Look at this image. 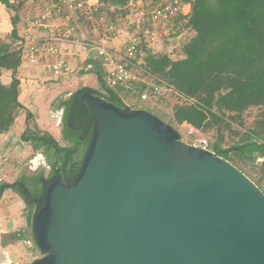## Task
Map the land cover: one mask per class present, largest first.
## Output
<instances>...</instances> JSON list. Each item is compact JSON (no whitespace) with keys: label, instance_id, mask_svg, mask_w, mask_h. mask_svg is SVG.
I'll return each mask as SVG.
<instances>
[{"label":"water","instance_id":"water-1","mask_svg":"<svg viewBox=\"0 0 264 264\" xmlns=\"http://www.w3.org/2000/svg\"><path fill=\"white\" fill-rule=\"evenodd\" d=\"M79 104L90 136L77 172L66 157L43 185L30 264H264V192L245 173L149 110Z\"/></svg>","mask_w":264,"mask_h":264},{"label":"trees","instance_id":"trees-1","mask_svg":"<svg viewBox=\"0 0 264 264\" xmlns=\"http://www.w3.org/2000/svg\"><path fill=\"white\" fill-rule=\"evenodd\" d=\"M100 1L124 5L128 0ZM183 1L188 3L190 8L187 14L175 18L180 25L175 34L189 29L193 35L179 45V56L174 59L168 54L153 53L147 43L143 42L141 47L144 51L145 74L155 83L170 87L172 92L183 98V103L173 107V119L179 124L185 122L195 129L220 123L226 115L232 120H239L247 109L262 107L256 121L259 132L254 131L253 136L227 149L222 148L217 141L213 144V151L227 160L232 152L239 156L244 164L263 158L262 168L254 171L257 179L252 181L264 192V0ZM0 2L8 8L11 7L6 0ZM11 22L13 29L10 35L16 38L17 14ZM21 62L18 48L0 43V69L11 70L13 73L9 84H4L0 79V134L13 126L18 111L24 109L18 100L20 81L15 75ZM85 64L88 66L87 71L96 75L104 91L97 93L84 87L79 92L92 90V93L123 108L125 104L118 91L106 85L99 61L87 59ZM134 85H138V94L145 88L141 82ZM162 98L164 97L158 96L152 103H157ZM79 106L77 100L72 109L75 120L84 118ZM25 111L27 127L21 133V139L31 142L35 149L43 147L46 152L52 149L51 159L55 158L56 163L62 164L67 154L55 153L57 143L48 132L32 131L29 126L32 113L27 109ZM90 132L91 125L87 126L82 134L77 133L76 143L67 147L70 150L67 156L68 176L74 175L80 167V160L75 159L80 151L79 141L86 145ZM42 189L43 186L40 190ZM16 192L27 199L33 196V191L25 185L19 186Z\"/></svg>","mask_w":264,"mask_h":264},{"label":"built area","instance_id":"built-area-1","mask_svg":"<svg viewBox=\"0 0 264 264\" xmlns=\"http://www.w3.org/2000/svg\"><path fill=\"white\" fill-rule=\"evenodd\" d=\"M6 1L13 7L23 4L26 9L17 47L21 61L37 63L42 59L47 72L62 78L76 71L78 58L93 59L99 61L111 88L143 83L145 88L138 94L141 101L155 102L158 96L171 92L170 87L145 74L141 44H155L162 26L175 34L180 27L175 18L190 8L183 0H128L124 5L100 0ZM197 141L194 145L208 148L206 140Z\"/></svg>","mask_w":264,"mask_h":264},{"label":"rangeland","instance_id":"rangeland-1","mask_svg":"<svg viewBox=\"0 0 264 264\" xmlns=\"http://www.w3.org/2000/svg\"><path fill=\"white\" fill-rule=\"evenodd\" d=\"M5 6V5H4ZM2 10L6 11L5 20H12L14 15L19 14L21 20L25 17L26 9H24L23 4L19 7L10 8L5 7ZM42 6V4H41ZM19 8L17 11L16 9ZM9 14V15H8ZM58 23V21H56ZM193 32L189 29H183L178 34H173L171 31L166 27L162 26L160 29V38L159 40L149 46L153 53L157 54H168L171 55V58H176L179 56L180 46L186 42L193 34ZM2 36L0 38V43L10 45L11 36L9 31L2 30ZM180 45V46H179ZM74 48V47H73ZM84 58H78L76 62H74L76 73L74 77L71 79L62 77L54 79L53 88L50 89L52 94L47 101V117L51 121L53 128L52 132L49 135L52 136L53 141L57 142V145L65 146V143L62 139L60 128L62 126L59 123L60 113H59V106L60 100L66 97L68 94H71L81 88H90L97 93H103L102 85L98 82V78L94 73L89 72L88 66L85 64ZM81 67V68H80ZM80 68V69H79ZM86 68V69H84ZM56 78V77H55ZM147 78H144L146 80ZM136 86V87H135ZM138 85L132 86H120L115 88L118 91L121 99L123 100L125 105L132 104L137 106L141 109L149 110L164 121L168 122L172 125L180 134V139L188 144H198L197 139H204L207 141V149L213 151V144L219 141L220 146L224 149L230 148L237 143H242L247 140L250 136H253L254 131L259 132L258 127L256 126V121L259 118V115L262 111V107H251L247 109L242 118L239 120H232L229 116L223 117L222 122L214 123L207 128L202 129H195L191 125L183 122L181 124L177 123L173 119V107L176 104H181L184 102L183 98L175 92H169L167 96L160 99L157 103L152 102H144L138 98ZM24 114L26 118V111L25 109H21L18 111V115ZM32 113V112H31ZM57 123V124H56ZM26 124V123H25ZM30 124V125H29ZM29 126L31 127L32 131L41 132L36 125L34 126V114L32 113L31 121H29ZM14 125V124H13ZM25 127L16 129L10 128L7 132L0 134V144L3 146L6 136L10 135L8 138L9 145H4L3 149L0 150V185L5 184H14L22 172L25 174L33 173L35 171H42L43 174L47 175L48 173V164L52 157V149L48 152L45 151L43 147L35 149L31 142L23 141L21 139V133L26 129ZM23 129V131H21ZM42 133V132H41ZM264 133V132H263ZM7 139V140H8ZM9 151L5 154V149L7 147ZM199 146V145H198ZM214 152V151H213ZM83 153H78L75 156V159L81 160ZM36 160V163H35ZM232 164L238 167L243 173H245L251 180H256V171L262 168L261 163L263 162V158L256 159L255 161H249L247 164H244L240 159L239 156L235 155L234 153H230L229 159ZM252 168L254 170H252ZM255 171V172H254ZM4 190H7L9 196H6V200L13 201L14 199L18 205V216L21 218L20 224H14L11 222H6L4 225L0 224V264H14L11 255L6 254L2 248L5 244H12L15 246L22 245L24 256L20 255V258L25 262H19L17 264H30L29 262L32 257L40 258L42 254L36 247L29 225L28 219V208L26 203L20 197L19 193L16 192L15 189L12 187H3L1 190L0 196ZM21 225V226H20ZM21 234V235H20ZM25 236L22 240L20 237ZM8 255L9 261L5 262V256Z\"/></svg>","mask_w":264,"mask_h":264},{"label":"crops","instance_id":"crops-1","mask_svg":"<svg viewBox=\"0 0 264 264\" xmlns=\"http://www.w3.org/2000/svg\"><path fill=\"white\" fill-rule=\"evenodd\" d=\"M2 6H4L3 3L0 2V38L2 36L1 32L2 30L9 31L11 34V30L13 29V25L10 20H5V15L6 11L2 10ZM6 6L3 7V9ZM9 15V14H8ZM18 16V23L16 25V30H17V36L16 38H13L11 35V42L10 45H12V48H17L18 44L21 40V36L23 35L24 29L21 25V18L20 15L17 14ZM76 72L74 71L73 73H70L67 75L66 78L71 79L74 77V74ZM16 77L20 81L19 85V96L18 100L24 107V109L29 110L34 114V122L36 124V127L41 131V132H52L53 125L51 121L48 119L46 112H48L47 109V99L51 96L52 92L50 89L53 88L54 79L55 78L53 75H51L47 70L44 68V60L40 59L38 60L37 63H32V62H21L20 65L18 66L16 72H15ZM13 73L11 70L7 69H0V79L4 84H9L10 81L12 80ZM131 107L138 108L137 106H134L132 104H128ZM57 124V123H56ZM25 115L22 113L16 117L15 123L12 126L14 128V131H16L17 128L21 126V128L25 127ZM23 131V129H21ZM10 135L6 136V140L3 144L4 145H9V143H12V141H9ZM8 139V140H7ZM3 146L0 144V150L3 149ZM6 146V147H7ZM5 154L9 151V148L5 149ZM1 161V160H0ZM6 196H9L7 193V190H4L2 193V196H0V224L2 223L3 225L6 222H11L14 224H20L21 218L18 216V205L16 200L14 199L13 201L11 200H6ZM21 226V225H20ZM21 235V234H20ZM22 240L25 238V236L20 237ZM24 247L22 245H12V244H5L2 248V250L6 254H10L12 257V260L14 264H17L19 262L24 263L25 261L20 258V255L25 257L24 254ZM8 255L5 256V262L9 261ZM36 257H32L30 261L31 262L35 259ZM17 262V263H16ZM4 264V263H3ZM8 264V263H5Z\"/></svg>","mask_w":264,"mask_h":264},{"label":"flooded vegetation","instance_id":"flooded-vegetation-1","mask_svg":"<svg viewBox=\"0 0 264 264\" xmlns=\"http://www.w3.org/2000/svg\"><path fill=\"white\" fill-rule=\"evenodd\" d=\"M79 90H77L71 94H68L66 97H64L63 99L60 100L59 113H60V119L61 120L59 121V123L62 124V126L60 128V133H61L62 139L65 143V146L59 147L56 144L57 149H56L55 153H57V155L62 154V153H66L68 156V154L70 153V150L67 147L73 146L76 143L77 138H78L77 133L82 134V131H86L87 126L91 125V118L88 115L89 112L88 111L81 112L80 106H79V111L84 116V118H80V119L75 120L73 117V110L72 109L74 108L75 103H77V100H79V102H80L81 95H83L85 92H87V91H85V92L80 93ZM89 92H93V91L90 90ZM68 128L70 130H68ZM65 134H67L69 136L66 137ZM70 134H71V137H70ZM81 137H83V136L81 135ZM83 138L87 139V137H85V136ZM84 146H86V145L85 144L83 145L82 142L79 141L78 150H80V151L77 152V150H76L77 154L81 153V152L84 153V150L82 151ZM64 162H65V159H64ZM64 162L62 164L56 163L55 158H54L52 161H50V163H47L48 164L47 175L43 174L42 171H40V170L35 171L33 173H29V174H25V172H22V174L19 176V178L16 180V182L14 184H9V185L5 184L4 185L5 187L9 186V187H12L13 189H16V190L18 189L19 186L25 185L27 188H29L31 191H33V196L29 197L28 199L19 193L20 197L23 199V201L27 205V208L29 211L27 214L28 219H30L31 212L35 208L37 201H39L41 198V194H42V191L40 190L41 186H43V184L46 180L61 174L62 168L64 166ZM80 162H81V160H80ZM68 171H69V169H68V157H67L66 173H68ZM40 174H42V175L40 176ZM4 186L0 185V194H1V190ZM9 187H7V188H9Z\"/></svg>","mask_w":264,"mask_h":264},{"label":"bare ground","instance_id":"bare-ground-1","mask_svg":"<svg viewBox=\"0 0 264 264\" xmlns=\"http://www.w3.org/2000/svg\"><path fill=\"white\" fill-rule=\"evenodd\" d=\"M35 163H36V160H35Z\"/></svg>","mask_w":264,"mask_h":264}]
</instances>
